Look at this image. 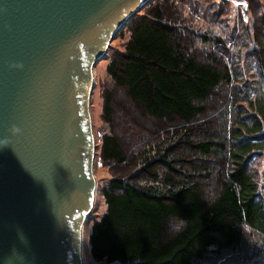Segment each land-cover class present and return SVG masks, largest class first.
<instances>
[{
	"label": "trees",
	"instance_id": "obj_1",
	"mask_svg": "<svg viewBox=\"0 0 264 264\" xmlns=\"http://www.w3.org/2000/svg\"><path fill=\"white\" fill-rule=\"evenodd\" d=\"M155 0L101 87L102 264H264V0ZM97 217V216H96Z\"/></svg>",
	"mask_w": 264,
	"mask_h": 264
},
{
	"label": "water",
	"instance_id": "obj_2",
	"mask_svg": "<svg viewBox=\"0 0 264 264\" xmlns=\"http://www.w3.org/2000/svg\"><path fill=\"white\" fill-rule=\"evenodd\" d=\"M153 1L0 0V264H83L94 68Z\"/></svg>",
	"mask_w": 264,
	"mask_h": 264
},
{
	"label": "rangeland",
	"instance_id": "obj_3",
	"mask_svg": "<svg viewBox=\"0 0 264 264\" xmlns=\"http://www.w3.org/2000/svg\"><path fill=\"white\" fill-rule=\"evenodd\" d=\"M233 6V10L230 16L232 22H236L238 17L244 23L249 21V12L247 8L246 0H229ZM246 20V21H245ZM125 29V28H124ZM124 29L117 35V37L111 42L109 50L103 60L96 64L94 68V88L90 98V114L93 126V133L97 146L96 159L94 165V174L97 182V190L94 201V206L91 213L88 215L83 228H82V259L83 264H102L95 263L90 258L88 237L91 233V227L93 221L98 219L105 212V204L101 194L100 186L107 180L108 174L106 169L99 161V136L104 127V123L101 119L102 111V99H101V87L107 80L106 68L111 55L116 51H122L125 42L127 41V34ZM97 216V217H96Z\"/></svg>",
	"mask_w": 264,
	"mask_h": 264
},
{
	"label": "clouds",
	"instance_id": "obj_4",
	"mask_svg": "<svg viewBox=\"0 0 264 264\" xmlns=\"http://www.w3.org/2000/svg\"><path fill=\"white\" fill-rule=\"evenodd\" d=\"M15 131H18V130H15ZM115 264H118V261H117V262H115Z\"/></svg>",
	"mask_w": 264,
	"mask_h": 264
},
{
	"label": "built area",
	"instance_id": "obj_5",
	"mask_svg": "<svg viewBox=\"0 0 264 264\" xmlns=\"http://www.w3.org/2000/svg\"><path fill=\"white\" fill-rule=\"evenodd\" d=\"M246 21V20H245Z\"/></svg>",
	"mask_w": 264,
	"mask_h": 264
}]
</instances>
